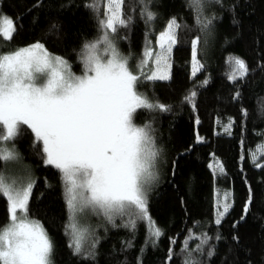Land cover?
<instances>
[{"label":"trees","instance_id":"16d2710c","mask_svg":"<svg viewBox=\"0 0 264 264\" xmlns=\"http://www.w3.org/2000/svg\"><path fill=\"white\" fill-rule=\"evenodd\" d=\"M89 3L99 5L103 16L106 6L100 0H0V13L16 26L11 41H0V51L39 42L82 72L83 46L99 35L97 12L86 7ZM151 10L156 19L146 22L138 0H125L131 23L117 41L134 68L147 41L154 46L171 18L181 25L170 79L138 86L168 109H141L134 118L138 125H150L159 153L147 192L151 224L133 217L132 228L125 226L128 217L117 216L114 226L91 214L85 249L95 241L93 255H75L66 235L69 212L60 174L43 162L31 131L22 130L12 143L33 170L29 215L53 243L52 264H264V0H206L203 16L212 18L207 31L196 23L198 13L189 0H152ZM196 37L203 68L193 77L190 45ZM232 58L242 59L249 70L235 82ZM221 192L230 193V203L217 225ZM7 220L8 204L0 197V225ZM153 227L160 229L159 238Z\"/></svg>","mask_w":264,"mask_h":264},{"label":"snow or ice","instance_id":"6c2138e0","mask_svg":"<svg viewBox=\"0 0 264 264\" xmlns=\"http://www.w3.org/2000/svg\"><path fill=\"white\" fill-rule=\"evenodd\" d=\"M100 2L106 6L103 16L99 5H86L97 12L99 35L83 46L80 75L39 42L0 51V160L14 159L12 142L22 130L31 131L34 144L40 145L43 162L58 170L61 177L69 212V247L75 255L85 256L93 255L90 249L95 246L93 241L85 249L88 228L81 224V214L86 211L103 216L114 226L117 216L128 217L125 226L132 228L133 217L151 224L146 186L156 178L159 153L150 125H138L134 118L141 109H168L151 101L138 86L170 79L172 53L181 28L176 18H171L158 34L155 49L147 41L139 62L130 68L129 58L120 53L117 44L120 30L131 23V17L124 14L125 0ZM189 3L198 13L196 23L201 31H207L212 18L203 16L206 0ZM151 4L152 0H138L146 22L156 19ZM15 30L13 21L0 14V41H11ZM200 45V37L190 45L193 77L203 68L198 59ZM229 63L233 82L248 74L242 59L232 58ZM195 95L193 92L192 97ZM230 129L231 123L225 126V131ZM220 168L222 171V165ZM33 187L31 178L18 181L0 172V197L6 198L8 204V220L0 225V264H52L53 243L44 226L29 215ZM219 209L218 203L217 225L229 204L224 203L223 211ZM161 234L159 228L153 227L154 237ZM185 264L194 262L186 260Z\"/></svg>","mask_w":264,"mask_h":264},{"label":"rangeland","instance_id":"374dc122","mask_svg":"<svg viewBox=\"0 0 264 264\" xmlns=\"http://www.w3.org/2000/svg\"><path fill=\"white\" fill-rule=\"evenodd\" d=\"M0 14H2V13H0ZM29 46H31V45H29ZM155 47H156V44L153 46V48L155 49ZM122 55L125 56L124 54H122ZM68 64L70 65L69 62H68ZM129 67H130V65H129ZM71 71L74 74H76V75H80L82 73V72L76 73V72H74L72 70V68H71ZM14 152H15V158L14 159H10L8 161H3L4 162V170L2 172L3 175L6 178L11 177V178H15L18 181H24V182H27V180L29 178L34 180L33 170L31 168V166L24 160L21 152H19V150H17L16 147L14 149ZM156 164H157V161H156ZM156 168H157V165H156ZM151 184H152V181L146 186L147 187V192L149 190V185H151ZM226 194H227V201H225V195ZM217 202L219 203V205L220 204L224 205V203H228L229 204L230 203V193L229 192H221V193H219L217 195ZM231 203H232V198H231ZM91 214L92 213H90L88 211H86L84 214H81V224L84 225L85 227H87V224H86L87 221L86 220H88V217H90Z\"/></svg>","mask_w":264,"mask_h":264}]
</instances>
